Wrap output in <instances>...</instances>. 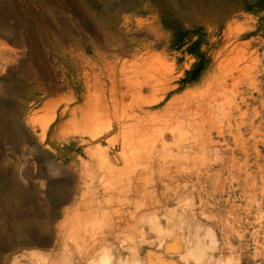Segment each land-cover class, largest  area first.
Masks as SVG:
<instances>
[{"label": "rangeland", "instance_id": "obj_1", "mask_svg": "<svg viewBox=\"0 0 264 264\" xmlns=\"http://www.w3.org/2000/svg\"><path fill=\"white\" fill-rule=\"evenodd\" d=\"M1 184L0 264H264V0H0Z\"/></svg>", "mask_w": 264, "mask_h": 264}, {"label": "bare ground", "instance_id": "obj_2", "mask_svg": "<svg viewBox=\"0 0 264 264\" xmlns=\"http://www.w3.org/2000/svg\"><path fill=\"white\" fill-rule=\"evenodd\" d=\"M224 46V45H223ZM224 48V47H223ZM217 53V52H216ZM216 57V56H215ZM221 58V57H220ZM219 58V59H220ZM222 60V59H221ZM220 60V61H221ZM233 63V62H232ZM125 64V63H124ZM123 64V65H124ZM122 64H120V68L122 69L121 71H123V68H125V65H124V67L122 68V66H123ZM233 67V66H232ZM111 69H113V71L115 70V67H113V68H111ZM125 70H127V69H125ZM130 70V69H129ZM219 70V69H218ZM109 71V70H108ZM113 71L111 72V73H113ZM119 71V70H118ZM121 71H119L120 73H121V76L123 77V75H122V72ZM132 71V70H131ZM232 71V70H231ZM124 73H125V71H123ZM127 72H129L130 73V71H128L127 70ZM126 72V73H127ZM137 72V71H136ZM228 72V71H227ZM109 73V72H108ZM110 73V74H111ZM118 73V72H117ZM132 73H133V71H132ZM132 73H130V74H132ZM232 73V72H231ZM116 74V73H115ZM128 74V73H127ZM133 74H135V73H133ZM132 74V75H133ZM218 74V73H217ZM223 74V73H222ZM232 74H234V73H232ZM113 75V74H112ZM129 75V74H128ZM126 76V75H125ZM134 76V75H133ZM139 76V75H138ZM231 76V75H230ZM233 76V75H232ZM231 76V77H232ZM113 77V76H112ZM112 77L110 76V78L112 79ZM119 77V76H118ZM121 77V78H122ZM132 77V76H131ZM142 76H140L139 77V79L141 78ZM172 77V76H171ZM230 77V78H231ZM234 77V76H233ZM120 78V79H121ZM128 78H130L129 76H128ZM132 78H134V77H132ZM136 78H137V76H136ZM168 78V77H167ZM113 79H114V77H113ZM156 79V78H155ZM211 79V78H210ZM232 79V78H231ZM110 80V79H109ZM115 80H116V78H115ZM123 80V79H122ZM124 80H125V82L127 81V83L129 82V80H126L125 78H124ZM143 80V79H142ZM148 81H150L149 80V77H148V79H147ZM146 80V81H147ZM152 80V79H151ZM158 80V79H157ZM163 80V79H162ZM161 80V81H162ZM120 82H121V80H119ZM139 81V80H138ZM147 81V82H148ZM170 81V80H169ZM237 81V80H236ZM112 82H114V80L112 81ZM116 82V81H115ZM146 82V83H147ZM219 82V81H218ZM119 83V82H118ZM122 83H123V81H122ZM136 83V82H135ZM138 83V82H137ZM141 83V82H140ZM145 83V84H146ZM227 83V82H226ZM225 83V84H226ZM105 84H106V82H105ZM143 84V83H142ZM145 84H143V85H145ZM148 84H149V82H148ZM228 84V83H227ZM88 85H89V83H88ZM94 85V84H93ZM97 85V84H96ZM111 85H113V83H111ZM117 85V84H116ZM121 85H123V84H121ZM136 85V84H135ZM151 85V84H150ZM109 86V85H108ZM113 86H115V85H113ZM119 86V85H118ZM141 85H139L138 84V87H140ZM170 86V85H169ZM174 86V85H173ZM225 86V85H224ZM142 87V86H141ZM146 87V86H145ZM228 87V86H227ZM226 87V88H227ZM112 88V87H111ZM130 87L128 86V88L126 89L127 91H128V89H129ZM134 88V87H133ZM132 88V89H133ZM223 88V87H222ZM94 89H96V88H94ZM114 89V91H115V88H112L111 90H113ZM125 89V88H124ZM124 89H122V90H124ZM131 89V90H132ZM140 89V88H139ZM143 88H141V90H142ZM104 90V89H103ZM122 90H121V93H122ZM125 90V91H126ZM137 90V89H136ZM221 90V89H220ZM223 90V89H222ZM231 90V89H230ZM229 90V91H230ZM119 91H120V89H119ZM96 92V91H95ZM217 92V91H216ZM98 92H96L95 94H97ZM115 93H116V91H115ZM131 93V92H130ZM228 93V92H227ZM112 94H113V91H112ZM124 94V93H123ZM122 94V95H123ZM127 94V92L125 93V95ZM153 94H154V92H153ZM214 94V93H213ZM232 94V93H231ZM101 95V94H100ZM124 95V96H125ZM138 95H140V94H138ZM227 95V94H226ZM104 96V95H103ZM113 96V95H112ZM115 96H116V94H115ZM140 96H144V95H140ZM149 96V95H148ZM158 96V95H157ZM174 96V95H173ZM182 96V95H181ZM184 96V95H183ZM213 96H216V94L215 95H213ZM122 97V96H121ZM172 97V96H171ZM206 97V96H205ZM222 97V96H221ZM102 98V97H101ZM124 98V97H123ZM122 98V99H123ZM131 98V97H130ZM144 98V97H143ZM115 99V98H114ZM192 99V98H191ZM105 100H107V99H105ZM116 100H117V98H116ZM158 100H160V99H154V100H152L150 103H155V102H157ZM169 100V99H168ZM209 100H211V99H209ZM92 101H94V100H92ZM99 101V100H98ZM108 101V100H107ZM123 101H124V99H123ZM123 101H121V103L123 102ZM126 101V100H125ZM133 101V100H132ZM188 101V100H187ZM186 101V102H187ZM207 101V100H206ZM218 101H220V103H221V99H219ZM218 101H217V103H218ZM113 102V101H112ZM115 102V101H114ZM178 102L180 103V101L178 100ZM212 102V101H211ZM233 102V101H232ZM99 103V102H98ZM126 103V102H125ZM149 103V104H150ZM178 103V104H179ZM194 103V102H193ZM202 103V102H201ZM214 103V102H213ZM122 104H124V103H122ZM166 104V103H165ZM222 104V103H221ZM108 105V104H107ZM113 105V104H112ZM167 105V104H166ZM171 105V104H170ZM176 105V104H175ZM201 105V104H200ZM205 105V104H204ZM214 105V104H213ZM216 105V104H215ZM219 105V104H218ZM123 105H121V107H122ZM124 106H126L125 104H124ZM124 106H123V108H124ZM169 106V105H168ZM181 106H183V105H181ZM100 107H101V105H100ZM112 107H115L114 105L112 106ZM118 107V105L116 106V108ZM139 107V106H138ZM162 107V106H161ZM170 107V106H169ZM173 107H174V105H173ZM176 107L178 108V105H176ZM185 107V106H184ZM197 107H199V106H197ZM196 107V108H197ZM204 107V106H203ZM212 107V106H211ZM107 108V107H106ZM115 108V109H116ZM122 108V109H123ZM172 108V107H171ZM180 108V107H179ZM222 108V107H221ZM224 108V107H223ZM92 109V108H91ZM160 109V108H159ZM181 109H182V107H181ZM189 109V108H188ZM197 109H199V108H197ZM206 109V108H205ZM225 109V108H224ZM114 110V109H113ZM157 110V109H156ZM191 110H192V108H191ZM194 110V109H193ZM203 110V109H202ZM209 110V109H208ZM135 111V110H134ZM141 111V110H140ZM158 111V110H157ZM177 111V110H176ZM204 111V110H203ZM94 112V111H93ZM121 114H122V112H121ZM120 114V115H121ZM138 114H140V113H138ZM209 115V114H208ZM4 117V116H3ZM93 117V116H92ZM143 117H144V115H143ZM145 118V120H146V117H144ZM141 119H142V121H143V118L141 117ZM186 119V118H185ZM149 120H151L150 118H149ZM149 120L147 121V123L149 122ZM134 121H136V120H134ZM140 121V120H139ZM152 121V120H151ZM141 122V121H140ZM140 122H139V124H140ZM150 124H151V122H150ZM150 124H148V125H150ZM144 125L145 126H147L146 125V122L144 123ZM143 125V126H144ZM142 126V127H143ZM146 133V132H145ZM133 134V133H132ZM100 136H103L102 134L100 135ZM51 138V137H50ZM96 138V140H97V137H95ZM94 138V139H95ZM100 139H103V137L102 138H100ZM121 142V141H120ZM107 152V151H106ZM118 153H119V151H118ZM118 153H115V154H111L110 156H108L109 158H108V160H109V162L112 164V165H115V164H118L119 162H120V160L122 159V157H121V155H120V153L118 154ZM122 153V152H121ZM109 155V154H108ZM123 156V155H122ZM26 170V169H25ZM79 179V178H78ZM78 179H76V181L78 180ZM69 181V180H68ZM79 182V181H78ZM74 183V182H73ZM3 184V183H2ZM0 185V200L1 201H4V202H9V204L11 205V209L13 210L12 212H13V214L15 213V212H17V210L20 208V207H22V206H24V199H23V195L25 194V193H23L20 189H18L15 185H13V184H6L5 186L4 185ZM75 184H78L77 182L75 183ZM80 184V183H79ZM78 184V185H79ZM74 185V184H73ZM58 186V185H57ZM74 187H77V186H74ZM63 190H65L64 191V193L67 191L66 189H67V187H66V189H65V187L64 186H62L61 187ZM71 190V189H70ZM71 192V191H70ZM69 196V195H68ZM66 197V196H65ZM69 199V198H68ZM69 201V200H68ZM31 202V201H30ZM28 203V202H27ZM26 203V204H27ZM26 206V211L23 213V214H20V215H18L17 216V214H15V215H13L14 216V218H13V220L10 222V225L8 226V228L7 227H5V226H1L0 227V237H3V238H7V239H9L10 241H14V242H29V243H32L33 242V239L31 238V237H29L28 236V234L30 233V231L31 230H33V229H35V230H41L42 229V227H43V221H41V220H38V218H37V213H36V211H34V209L31 207L32 205L29 203V204H27V205H25ZM1 222V221H0ZM67 222V221H66ZM69 224H71V222L70 221H68V224L67 225H69ZM62 226H65V223H62L61 224ZM67 230H68V228H67ZM59 234V233H58ZM49 240H51V238H47V239H45L43 242H45V243H48L49 242ZM72 242V241H71ZM73 243V242H72ZM76 246V245H75ZM181 254H183L182 253V250H181V252H180Z\"/></svg>", "mask_w": 264, "mask_h": 264}]
</instances>
